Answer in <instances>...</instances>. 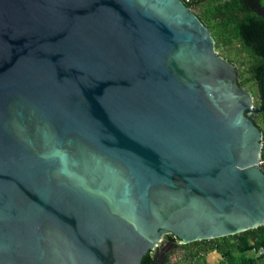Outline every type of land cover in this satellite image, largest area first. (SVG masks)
Instances as JSON below:
<instances>
[{
  "label": "water",
  "instance_id": "95a60500",
  "mask_svg": "<svg viewBox=\"0 0 264 264\" xmlns=\"http://www.w3.org/2000/svg\"><path fill=\"white\" fill-rule=\"evenodd\" d=\"M259 111L181 0H0V264L259 228Z\"/></svg>",
  "mask_w": 264,
  "mask_h": 264
},
{
  "label": "trees",
  "instance_id": "16d2710c",
  "mask_svg": "<svg viewBox=\"0 0 264 264\" xmlns=\"http://www.w3.org/2000/svg\"><path fill=\"white\" fill-rule=\"evenodd\" d=\"M181 1L208 28L219 55L231 50L233 45L237 46L235 59L220 56L237 65L239 86L249 92L256 90L259 104L255 108L260 111L252 118L263 134L264 149V17L257 11L258 8L264 9V0ZM242 55L247 63L243 61ZM245 64V72L240 71ZM169 238L172 242L176 241L171 235ZM178 247L180 259L186 264H206V255L211 252L220 255L218 264H264V224L238 235ZM260 250H263V254L259 256ZM248 252H254L255 256L246 257ZM151 260L148 253L142 258L141 264H150Z\"/></svg>",
  "mask_w": 264,
  "mask_h": 264
},
{
  "label": "rangeland",
  "instance_id": "374dc122",
  "mask_svg": "<svg viewBox=\"0 0 264 264\" xmlns=\"http://www.w3.org/2000/svg\"><path fill=\"white\" fill-rule=\"evenodd\" d=\"M236 49H237V46L233 45L231 50H229L227 52L224 51L223 54L221 53L220 55H223V57H226L227 59H229V58L230 59H235V57H236L235 54L237 53V50H238V49L237 50ZM241 57L243 58V61L245 63H247V59L244 57V55H242ZM236 67H237V65H236ZM245 69H246V64L244 66H242V69L240 68V71L245 72ZM245 75L247 76V74H245ZM250 93L252 95L253 105H254V108H255L259 104L258 103L259 100H258V96L256 94V90H250ZM217 254H218L217 252H211V253L207 254L206 255V264H217V261L219 259V256H218L219 254L218 255ZM254 256H255L254 252H248L246 254V257H254ZM180 258H181L180 251H177L173 255H171L170 261L171 262H177V264H186V262L182 261V259H180Z\"/></svg>",
  "mask_w": 264,
  "mask_h": 264
},
{
  "label": "flooded vegetation",
  "instance_id": "af4514ba",
  "mask_svg": "<svg viewBox=\"0 0 264 264\" xmlns=\"http://www.w3.org/2000/svg\"><path fill=\"white\" fill-rule=\"evenodd\" d=\"M170 243H173L175 245L177 244V246L170 245ZM178 246L179 244L177 239L176 241L172 242L169 238V235L163 236L161 243L157 247V251L155 250L154 252L150 253L152 257L150 264H152L155 261V258H156V264H177V262H171L170 257L179 250Z\"/></svg>",
  "mask_w": 264,
  "mask_h": 264
},
{
  "label": "built area",
  "instance_id": "2783aa9c",
  "mask_svg": "<svg viewBox=\"0 0 264 264\" xmlns=\"http://www.w3.org/2000/svg\"><path fill=\"white\" fill-rule=\"evenodd\" d=\"M258 165L263 169V167H264V149L261 150V154H260ZM262 254H263V250H260L258 255L260 256Z\"/></svg>",
  "mask_w": 264,
  "mask_h": 264
},
{
  "label": "crops",
  "instance_id": "0c3cea01",
  "mask_svg": "<svg viewBox=\"0 0 264 264\" xmlns=\"http://www.w3.org/2000/svg\"><path fill=\"white\" fill-rule=\"evenodd\" d=\"M217 255H218V254H217ZM218 256H219V259H218V261H217V264H218L219 260H221L220 255H218Z\"/></svg>",
  "mask_w": 264,
  "mask_h": 264
}]
</instances>
